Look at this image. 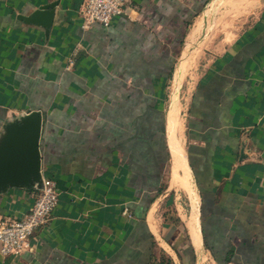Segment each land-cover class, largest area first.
Wrapping results in <instances>:
<instances>
[{"label":"crops","instance_id":"crops-1","mask_svg":"<svg viewBox=\"0 0 264 264\" xmlns=\"http://www.w3.org/2000/svg\"><path fill=\"white\" fill-rule=\"evenodd\" d=\"M53 3L48 34L23 21ZM82 5L0 0V139L41 112V173L59 193L0 264H264V0H132L110 27ZM182 79L185 125L168 101ZM166 178L195 186L187 237L160 215ZM36 196L0 192V220Z\"/></svg>","mask_w":264,"mask_h":264},{"label":"water","instance_id":"water-1","mask_svg":"<svg viewBox=\"0 0 264 264\" xmlns=\"http://www.w3.org/2000/svg\"><path fill=\"white\" fill-rule=\"evenodd\" d=\"M55 9L56 3L42 6L22 19L48 34L55 19ZM42 123V113L34 111L5 125L0 139V192L10 188L41 189Z\"/></svg>","mask_w":264,"mask_h":264},{"label":"built area","instance_id":"built-area-1","mask_svg":"<svg viewBox=\"0 0 264 264\" xmlns=\"http://www.w3.org/2000/svg\"><path fill=\"white\" fill-rule=\"evenodd\" d=\"M132 0H83L81 15L85 24L110 27L122 16ZM59 201L56 184L43 179L41 189L29 212L21 219L0 220V252L4 256H19L28 247L30 239L41 227L48 225Z\"/></svg>","mask_w":264,"mask_h":264},{"label":"rangeland","instance_id":"rangeland-1","mask_svg":"<svg viewBox=\"0 0 264 264\" xmlns=\"http://www.w3.org/2000/svg\"><path fill=\"white\" fill-rule=\"evenodd\" d=\"M222 12V10H221ZM211 14V13H210ZM217 17L216 9L212 15V19ZM213 24V23H212ZM194 67V66H193ZM182 83L180 84L181 88L179 90L169 89V99L172 105H176L180 109V119L182 125H185V111L187 105L188 91L190 88V82L182 79ZM171 87V85H170ZM164 182H169V179L166 178ZM167 189V190H166ZM191 191L188 189H184L182 187H173L172 181L170 184L164 183L163 190L166 191L164 198L162 199V203L160 206V215L163 216V220L167 227L176 226L180 232L181 237H187L188 226L187 222L192 217L193 214L197 217V221L199 223V205L198 198L195 192V186L191 180ZM187 232V233H186ZM186 239V238H185ZM169 264L171 262L169 261ZM177 264L178 263L177 261ZM196 264H213L211 257L208 253H204L202 256H196Z\"/></svg>","mask_w":264,"mask_h":264},{"label":"bare ground","instance_id":"bare-ground-1","mask_svg":"<svg viewBox=\"0 0 264 264\" xmlns=\"http://www.w3.org/2000/svg\"><path fill=\"white\" fill-rule=\"evenodd\" d=\"M178 186V185H177ZM176 187V186H175ZM195 217V216H194ZM192 232V231H191Z\"/></svg>","mask_w":264,"mask_h":264}]
</instances>
